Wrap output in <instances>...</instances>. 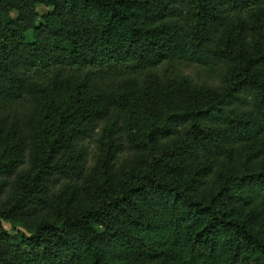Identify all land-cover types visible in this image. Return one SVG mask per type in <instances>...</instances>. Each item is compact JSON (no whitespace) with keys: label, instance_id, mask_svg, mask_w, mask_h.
Segmentation results:
<instances>
[{"label":"trees","instance_id":"16d2710c","mask_svg":"<svg viewBox=\"0 0 264 264\" xmlns=\"http://www.w3.org/2000/svg\"><path fill=\"white\" fill-rule=\"evenodd\" d=\"M0 264H264V0H0Z\"/></svg>","mask_w":264,"mask_h":264},{"label":"rangeland","instance_id":"374dc122","mask_svg":"<svg viewBox=\"0 0 264 264\" xmlns=\"http://www.w3.org/2000/svg\"><path fill=\"white\" fill-rule=\"evenodd\" d=\"M36 9L38 11V13H42V12H45L46 10L49 9L48 6H45V5H42V4H38L36 6ZM41 21L40 17H37L36 18V22H39ZM26 37L28 39H31V31L30 30H27L26 32ZM180 69H181V72L184 73V74H187L192 82L198 84V83H202V82H206V83H210V84H215L216 81L212 78H206L199 70L198 66L193 64V63H186L184 65H181L180 66ZM89 144H90V147L93 146V141H89ZM2 223H3V226L12 231V224L10 222H8L7 220H2ZM14 228H18V229H23L22 226L20 225H15Z\"/></svg>","mask_w":264,"mask_h":264}]
</instances>
